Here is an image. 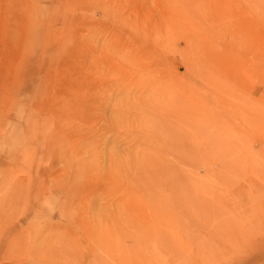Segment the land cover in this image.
<instances>
[{
    "label": "rangeland",
    "instance_id": "rangeland-1",
    "mask_svg": "<svg viewBox=\"0 0 264 264\" xmlns=\"http://www.w3.org/2000/svg\"><path fill=\"white\" fill-rule=\"evenodd\" d=\"M0 264H264V0H0Z\"/></svg>",
    "mask_w": 264,
    "mask_h": 264
},
{
    "label": "bare ground",
    "instance_id": "bare-ground-1",
    "mask_svg": "<svg viewBox=\"0 0 264 264\" xmlns=\"http://www.w3.org/2000/svg\"><path fill=\"white\" fill-rule=\"evenodd\" d=\"M137 49V48H136ZM136 49H135V52L137 53V51H136ZM133 52H134V49H133ZM138 54V53H137ZM133 56L135 57V55L133 54ZM148 66V65H147ZM149 71V69H147L146 67L144 68V70L142 71L143 72V75L145 74V73H147L146 71ZM151 70V69H150ZM151 74V73H150ZM152 74H153V72H152ZM149 75V74H148Z\"/></svg>",
    "mask_w": 264,
    "mask_h": 264
}]
</instances>
